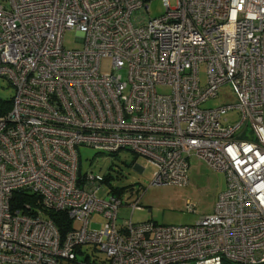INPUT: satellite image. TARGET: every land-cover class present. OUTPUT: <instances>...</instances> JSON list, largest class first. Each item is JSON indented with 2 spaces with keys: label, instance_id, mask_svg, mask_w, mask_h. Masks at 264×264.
<instances>
[{
  "label": "built area",
  "instance_id": "2783aa9c",
  "mask_svg": "<svg viewBox=\"0 0 264 264\" xmlns=\"http://www.w3.org/2000/svg\"><path fill=\"white\" fill-rule=\"evenodd\" d=\"M148 1L0 0V78L14 89L0 115V264L264 263V0H161L146 17ZM69 29L80 48L63 47ZM228 83L234 104L201 108ZM228 111L238 119L222 123ZM80 146L144 157L151 184H187L194 156L226 188L192 225L132 222L137 194L118 226L121 197L96 195L104 176L81 172ZM17 191L35 202L15 208ZM84 246L105 258L82 259Z\"/></svg>",
  "mask_w": 264,
  "mask_h": 264
},
{
  "label": "rangeland",
  "instance_id": "374dc122",
  "mask_svg": "<svg viewBox=\"0 0 264 264\" xmlns=\"http://www.w3.org/2000/svg\"><path fill=\"white\" fill-rule=\"evenodd\" d=\"M171 6L175 5V0H169ZM149 11L146 17H156L163 13L164 6L161 0L148 1ZM78 32L74 29L65 30L62 44L65 49L80 48V44L75 40ZM102 73L111 71V63L108 59L101 61ZM123 77L124 71L119 72ZM199 79L202 86L207 82L206 65L199 66ZM159 92L169 93L171 87L158 86ZM14 89L9 83L0 78V98L11 99ZM236 101L233 86L228 83L223 85L218 95L206 100L201 108H216L223 104H234ZM227 118L228 123H233L238 119L236 111L227 112L223 118ZM222 118V123H225ZM80 156L81 172L91 171L93 174H111L110 184L114 189H122L120 194L122 206L118 210L117 225L120 226L130 217L131 208L129 203L133 202L140 194V203L144 208L136 209L131 214L134 223L153 221L159 225H192L203 216L213 212L215 202L219 194L226 188L225 174L221 171L209 168L205 163L196 157L189 159V180L185 185L151 184L154 169L142 157H135L127 150H120L115 154H103L96 149L80 146L78 148ZM137 165L135 168L134 166ZM143 167V170H139ZM107 183H103L96 195L99 198L107 197L111 192ZM195 205L194 211L186 209V203ZM95 220L100 221L101 216L94 215ZM78 226V224H76ZM99 224L91 223V228L98 229ZM93 246H84L83 250L89 251L92 259H103L105 253L93 250Z\"/></svg>",
  "mask_w": 264,
  "mask_h": 264
},
{
  "label": "trees",
  "instance_id": "16d2710c",
  "mask_svg": "<svg viewBox=\"0 0 264 264\" xmlns=\"http://www.w3.org/2000/svg\"><path fill=\"white\" fill-rule=\"evenodd\" d=\"M10 106H11V99L4 100L0 98V115L7 112L10 109ZM103 176H104L103 182L107 183L109 187L111 188V190L120 196V194L122 193V189H114L113 186L110 184L111 174L107 173V174H103ZM35 200H36L35 194L25 192V191H17L13 197V204L15 208H18V207H23L24 203H34ZM48 216L53 219V221L55 222V224L57 225V227L59 228L62 234L71 228L72 220L67 218L65 214L61 212L51 211V212H48ZM92 249L94 250V248ZM78 252L80 253V251ZM86 254L87 255L83 256L82 259L88 261L89 255L91 256V254L89 251H87ZM261 264H264V263H261Z\"/></svg>",
  "mask_w": 264,
  "mask_h": 264
},
{
  "label": "bare ground",
  "instance_id": "6f19581e",
  "mask_svg": "<svg viewBox=\"0 0 264 264\" xmlns=\"http://www.w3.org/2000/svg\"><path fill=\"white\" fill-rule=\"evenodd\" d=\"M224 85H225V84H224ZM221 87H222V86H221ZM157 90H158V89H157ZM228 112H230V111H228ZM226 113H227V112H226ZM226 113H225V114H226ZM236 113H237V112H236ZM225 114H224V115H225ZM224 115H223V116H224ZM237 115H238V114H237ZM223 116H222V118H223ZM224 119H226V122L224 121ZM262 120H264V106H262ZM221 121H222V119H221ZM223 121H224L225 123H228L226 117L223 118ZM120 150H127V151H130V150H128V149H120ZM120 150H119V151H120ZM119 151H117V152H119ZM130 152L133 153L132 151H130ZM114 154H115V153H114ZM133 154H134V153H133ZM134 155H135V157H138V156H139V155H136V154H134ZM139 157H142V156H139ZM142 158H144V157H142ZM144 159H145V158H144ZM145 160H146V159H145ZM140 170H141V168H140Z\"/></svg>",
  "mask_w": 264,
  "mask_h": 264
},
{
  "label": "water",
  "instance_id": "95a60500",
  "mask_svg": "<svg viewBox=\"0 0 264 264\" xmlns=\"http://www.w3.org/2000/svg\"><path fill=\"white\" fill-rule=\"evenodd\" d=\"M135 168L137 167V165L134 166ZM140 170V169H139Z\"/></svg>",
  "mask_w": 264,
  "mask_h": 264
}]
</instances>
